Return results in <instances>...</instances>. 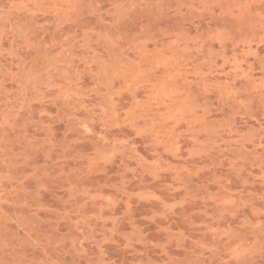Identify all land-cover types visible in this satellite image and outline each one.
Masks as SVG:
<instances>
[{"label": "rangeland", "instance_id": "obj_1", "mask_svg": "<svg viewBox=\"0 0 264 264\" xmlns=\"http://www.w3.org/2000/svg\"><path fill=\"white\" fill-rule=\"evenodd\" d=\"M0 264H264V0H0Z\"/></svg>", "mask_w": 264, "mask_h": 264}]
</instances>
